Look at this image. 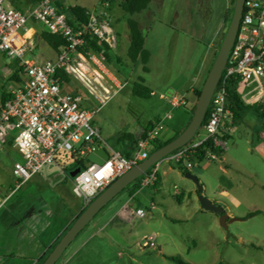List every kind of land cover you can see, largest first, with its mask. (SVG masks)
<instances>
[{"label": "rangeland", "instance_id": "374dc122", "mask_svg": "<svg viewBox=\"0 0 264 264\" xmlns=\"http://www.w3.org/2000/svg\"><path fill=\"white\" fill-rule=\"evenodd\" d=\"M161 2L163 13L159 12V6L158 18L172 19L176 11L181 19L188 17L186 0ZM4 7L14 8L9 2ZM212 8L215 13L209 25L216 20L218 10L214 5ZM193 14V18L200 17L194 7ZM156 37L157 33H152L147 42L153 55L150 74L141 72L140 63L131 64L126 54H119L121 64L113 61L107 66L109 70L106 69L123 85V79L127 82L121 89L109 83V92L103 90L99 93L102 101L99 97L98 102L86 98L89 96L87 90L71 78L72 85L78 87L83 99L94 109L99 108L93 124L99 128L102 139L116 151L130 148L148 125L167 115L170 118L164 119L165 128L161 132L165 136L182 132L190 120L186 105L173 108L170 98H160V92L155 88H151L154 93L148 88L151 95L147 98L132 94L137 75L153 84L170 83L178 93L192 82L195 75L201 59L199 51L189 49L186 54L183 47L178 46L180 48L173 50L172 54L160 55ZM134 66L136 70L131 77L129 68ZM1 87L0 82V91ZM252 88L240 85L239 93L244 96ZM227 122L230 128L226 133L229 137L224 154L214 161L194 163V168L189 171L199 179L201 195L196 185L174 164L162 162L159 167L162 182L158 190L149 186L133 196L128 191L121 192L78 234L56 264H177L167 257H175L186 264H264V112L258 114L244 110L235 123L232 124V120ZM203 137L199 129L194 141ZM19 157L18 151L12 148L0 153L2 187L11 183L8 166ZM32 182L21 187V198H33L31 203L36 204L39 211L48 208L61 211V204L52 194L53 184L43 187L40 182L39 186ZM222 188L228 192L227 196L220 192ZM179 194L184 195L181 204L176 201ZM199 196L226 207L229 215L226 228L220 225L217 214L201 208ZM126 208L133 213L132 218L121 217ZM138 208L145 212V217L135 215ZM32 209L33 206L28 204L23 207V211ZM252 213L257 214L248 217ZM147 236H154V248L142 246ZM76 250L78 255L73 257Z\"/></svg>", "mask_w": 264, "mask_h": 264}, {"label": "built area", "instance_id": "2783aa9c", "mask_svg": "<svg viewBox=\"0 0 264 264\" xmlns=\"http://www.w3.org/2000/svg\"><path fill=\"white\" fill-rule=\"evenodd\" d=\"M8 1L0 0V56L17 62L20 71L19 81H12L6 87L11 97L0 108V140L12 132L13 147L23 161L13 165V176L17 180L15 187L6 195L0 192V210L27 181L59 157L76 162L78 159L87 160L89 154L104 149L108 158L103 164L88 161L73 178V193L82 199L85 208L116 179L149 157L152 142L160 138L165 128L164 119L170 116L153 123L129 157L113 149L93 124L99 108L85 109L82 96L65 91L58 76L62 71L89 85L82 64L92 67L96 76H108L103 48L108 44L110 29L107 2L102 0L99 9L88 13L86 24L73 28L54 0H40L28 14L15 8H5ZM29 22L40 24L46 32L63 38L65 44L57 50L55 60L38 63L26 58L29 48L23 31ZM88 39H96L102 46L101 50L83 53L81 49ZM231 78L239 79L240 84L246 87L253 86L241 98L249 104L264 107V0L244 1L237 36L219 81L221 85L218 87V83L216 87L209 117L201 129L204 137L189 142L152 166L141 180V190L156 181L162 162L181 164L191 171L194 168L191 158L201 156V148L203 161L217 160L215 150H226L227 139L223 135L230 128L227 121L232 120L227 107L226 85ZM186 97V94L173 96L170 105L173 108L185 106ZM135 215L140 218L146 216L142 209ZM142 246L154 248V236H147Z\"/></svg>", "mask_w": 264, "mask_h": 264}, {"label": "crops", "instance_id": "0c3cea01", "mask_svg": "<svg viewBox=\"0 0 264 264\" xmlns=\"http://www.w3.org/2000/svg\"><path fill=\"white\" fill-rule=\"evenodd\" d=\"M39 1L40 0H9L8 2L15 9L24 14H28L39 3ZM104 1L108 4L107 12L110 18L107 44V67L108 65L111 66V62L113 61L117 64H121V59L118 56L119 54L124 53L127 56L130 35L127 24L129 15L123 10V4L126 0ZM186 1L188 8L186 15H188V17H183L182 19L180 18V13L178 11H176L175 17L172 19L164 17L158 18L156 13L159 6L161 10L159 12L163 13V4L161 0H151L149 7L145 11L133 16L138 22L139 28L145 38V48L150 53L148 63L149 72L146 73L147 75L150 74L151 64L153 63L152 49L147 45L148 39L152 33H157V50L160 55L168 52L169 54H172L173 50L180 48L178 46H182L186 54L189 52V49L197 50L201 53V59L196 66L192 82L185 87V89H182L180 93H178L170 83L163 85L153 84L147 81L144 77V84L146 87L150 90L151 88L157 89L160 92V98L164 99L178 96V94L187 95L188 91L193 88H198L202 82L205 81L217 47L227 31V20L233 0ZM54 2L55 5L61 4L65 8L79 6L86 9L88 12H92L101 7L102 0H54ZM213 5L216 6L218 10L216 12V20L213 23L211 22L212 25H209L211 17L215 13V10L212 8ZM193 7L197 10L200 17H192ZM210 14L211 16H209ZM43 32H45L43 26L34 22H29L26 29L23 31L29 48L26 58L38 63H43L46 60H55L57 57V51L42 40L41 34ZM36 53H39V57ZM3 59H0V82L4 83L7 87L12 82H9L8 80L12 76L15 62L7 61V63L5 61L6 59ZM130 63L137 65L140 62L132 63L130 61ZM82 68L86 73L88 80H90V84L86 85L85 82L83 83L74 76L69 75V83L62 85L65 91L81 95V93L78 92V87L72 85L71 78H73L79 83V85L87 90L89 96L86 98H92L98 102V100L101 99L99 97L100 92L103 90L109 92V83L117 89H121L127 82L126 79H123V85L110 71L108 76H96L92 67L88 64H82ZM135 70V66L131 69L129 68V76L132 77ZM140 70L142 72V66ZM139 76L140 75L136 76V81ZM66 86H68L69 89H67ZM91 93L94 96H92ZM152 93H154V91H152ZM97 97H99V99ZM82 98L84 97L82 96ZM84 101L85 100L83 99V107L85 109L94 110L92 104L90 105L87 100L85 101L86 103H84ZM193 101V99L190 100L188 108L192 106ZM244 102L245 104H249L247 100H244ZM146 133L147 132L144 130L136 139L137 142L144 138ZM172 136L161 134L160 137H162L163 140H168ZM134 144L131 145L130 148H126L125 151L131 153L136 145ZM10 148L15 149L13 147L12 132H8V136L4 140H0V153L8 151ZM19 155L20 157L8 166V174L11 178V183H9L7 187H2L0 184V192L3 195L8 194L13 188L15 180V177L13 176V165L15 162L23 161L20 153ZM74 164L75 161L59 157L55 163L44 167L39 173L24 184L31 183L32 180V183H36L38 186L40 182L43 187H48V184H53L54 188L52 194L61 204V211H53L50 208L39 211V207L37 206V208L36 204L31 203L33 202V198H21V190L23 187L20 188L18 192L16 191L0 210V264H39L40 259L48 252L52 245L60 240L63 234L84 210L82 199L77 197L72 190L73 174L76 170H80V168L74 169ZM220 192L224 196L228 195L226 190ZM25 204L32 205L33 209L30 212L23 211ZM137 210H139V208ZM121 213L123 219L124 217H133V213L127 208ZM46 217H48V220ZM78 252L79 251L76 250L73 257L78 255Z\"/></svg>", "mask_w": 264, "mask_h": 264}, {"label": "trees", "instance_id": "16d2710c", "mask_svg": "<svg viewBox=\"0 0 264 264\" xmlns=\"http://www.w3.org/2000/svg\"><path fill=\"white\" fill-rule=\"evenodd\" d=\"M151 3V0H126L123 4V10L129 15V18L127 20V24H128V28H129V35H130V43H129V47L127 50V56L129 58V60L132 63H136V62H140L142 65V71L143 73H148L149 72V68H148V63H149V59H150V53L149 51L145 48V38L139 28L138 22L133 18L134 15L139 14L143 11H145L149 5ZM234 3L235 0L232 1V7L229 10V17L227 20V27L230 23L232 14H233V8H234ZM57 8L62 11L63 13H65L67 20L69 22V24L73 27L76 28L77 26L86 24L89 20V16H88V11L82 7L79 6H73V7H68L65 8L63 7L61 4H56ZM41 38L42 40L47 43L50 47H52L54 50H58L61 46H63L65 44V41L63 40L62 37L56 35V34H51L48 32H43L41 34ZM223 39V38H222ZM221 42L217 47V50L214 54L213 60L210 64V67L208 69V72L210 71L213 62L217 56V53L219 51ZM101 47L98 44V41L96 39H88L87 43L85 45V47H83L81 49V51L83 53H86L89 50H92L94 52H98L101 50ZM103 48L105 49V55L107 58V53H108V45L104 44ZM19 68H18V63L15 62L14 63V69H13V73L11 78L8 80L10 81H19L18 75H19ZM58 76L60 77V81H61V85L63 84H67L70 81V76L65 74L62 71L58 72ZM204 81L202 82V84L198 87V88H193L192 90L187 92V101H186V107H188L190 100L193 99V104L191 107L188 108L189 113L191 115L189 122L191 121L192 115L194 113L195 107H196V103L198 100V97L201 93V89L203 86ZM144 78L143 77H138L137 81L134 83L133 85V89H132V94L136 97H140V98H147L151 95V92L149 91V89L147 87H145L144 85ZM221 85V83H219L218 87ZM239 85H240V81L239 79L236 78H231L226 85V91H227V100H228V104L227 107L228 109L231 111L232 113V124L235 123L237 120L240 119L241 114L243 113L244 110H253L255 113H261L264 112V107L257 105V104H245V102L242 100L241 95L239 93ZM10 94L7 92L6 86L4 83H2V87H1V91H0V108L10 99ZM211 111V106L208 107L205 118L203 120V124L202 126L206 123L209 114ZM188 122V124H189ZM187 124V125H188ZM152 127V124L148 125L147 128H145V131L148 132L150 131ZM202 129V127L200 128V130ZM179 133H175L170 139L168 140H162L161 137L159 139H156L152 142V151H155L157 149L162 148L164 145H166L167 143L171 142L172 140H174L179 134ZM198 134V131L196 133V135ZM228 135L224 134L223 138L224 139H228ZM129 140H131V136L128 137ZM194 138L190 141L193 142ZM137 143V140H133V144ZM134 144V145H135ZM121 152V151H120ZM199 152L201 153V156H193L191 158V161L193 163H198V162H203V148H201L199 150ZM215 152L217 153L218 157H221L224 154V151H219V150H215ZM125 157H129L131 153L127 152V151H122L121 152ZM67 158V157H65ZM86 159L83 160H76L75 164H74V169L80 168V169H84L85 168V162ZM154 167V166H153ZM175 167L182 173V174H186V173H190L185 167H183L181 164L175 165ZM150 172V170L147 171V173ZM157 179L156 181L150 186L155 190H158L161 186V182H162V178L159 172H157L156 174ZM144 178V175L140 178H138L134 183H132L131 185H129L124 191H128L129 194L131 196H133L134 194L138 193V191L141 190V180ZM122 191V192H124ZM221 191H224V189L222 188ZM202 190L198 192L199 195H201ZM184 199V195L183 194H179L176 196V201L181 204L182 201ZM257 213H252L250 214L248 217H252L254 215H256ZM69 229V228H68ZM67 229V230H68ZM59 241V240H58ZM58 243V242H57ZM55 243L54 245H52L50 247V249L48 250V252L40 259L39 264H42L43 261L45 260V258L48 256V254L52 251V249L56 246ZM170 261L175 262L177 264H186L182 261H180L179 259L175 258V257H167Z\"/></svg>", "mask_w": 264, "mask_h": 264}, {"label": "water", "instance_id": "95a60500", "mask_svg": "<svg viewBox=\"0 0 264 264\" xmlns=\"http://www.w3.org/2000/svg\"><path fill=\"white\" fill-rule=\"evenodd\" d=\"M245 0H235L233 14L228 25L227 31L221 40V45L213 65L208 72L203 83L201 93L198 97L194 113L187 127L171 142L162 148L153 151L149 157L121 177L111 183L102 193H100L75 219L69 229L63 234L56 246L48 254L42 264H56L62 257L66 249L71 245L78 234L93 220V218L103 210L112 200H114L129 185L142 177L152 166L158 164L167 155L188 144L195 136L197 131L202 127L211 99L216 87L221 79L222 72L227 64L230 50L235 42L240 21L243 13ZM108 154L104 149H99L87 156V161L95 164H103L107 160ZM79 169L73 174L79 173ZM185 178L192 181L198 191L202 190L199 179L191 174L186 173ZM199 203L203 210L210 211L220 217V225L226 228V222L229 220L226 207L221 203H213L204 196H199ZM237 219H232L236 221Z\"/></svg>", "mask_w": 264, "mask_h": 264}, {"label": "bare ground", "instance_id": "6f19581e", "mask_svg": "<svg viewBox=\"0 0 264 264\" xmlns=\"http://www.w3.org/2000/svg\"><path fill=\"white\" fill-rule=\"evenodd\" d=\"M85 75H86V73H85ZM87 77V76H86ZM90 81V80H89Z\"/></svg>", "mask_w": 264, "mask_h": 264}]
</instances>
